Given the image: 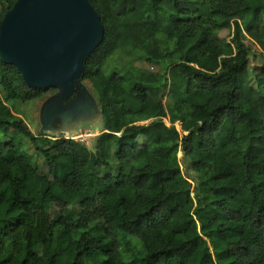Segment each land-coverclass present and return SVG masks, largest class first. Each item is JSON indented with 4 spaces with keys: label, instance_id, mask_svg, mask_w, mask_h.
Here are the masks:
<instances>
[{
    "label": "trees",
    "instance_id": "1",
    "mask_svg": "<svg viewBox=\"0 0 264 264\" xmlns=\"http://www.w3.org/2000/svg\"><path fill=\"white\" fill-rule=\"evenodd\" d=\"M88 1L104 29L83 69L101 111L93 149L33 135L10 102L55 90L0 61V132L27 138L48 173L0 138V264H264V95L243 38L264 48V0ZM117 50L158 72L105 74ZM112 148L115 172L99 173Z\"/></svg>",
    "mask_w": 264,
    "mask_h": 264
},
{
    "label": "water",
    "instance_id": "2",
    "mask_svg": "<svg viewBox=\"0 0 264 264\" xmlns=\"http://www.w3.org/2000/svg\"><path fill=\"white\" fill-rule=\"evenodd\" d=\"M103 33L88 0H16L3 14L0 61L14 65L28 86L55 90L41 104L39 133L67 134L101 119L83 69Z\"/></svg>",
    "mask_w": 264,
    "mask_h": 264
},
{
    "label": "rangeland",
    "instance_id": "3",
    "mask_svg": "<svg viewBox=\"0 0 264 264\" xmlns=\"http://www.w3.org/2000/svg\"><path fill=\"white\" fill-rule=\"evenodd\" d=\"M231 32L228 29H222L218 32V37L224 40H228ZM263 35V40H264V33ZM243 38L246 42V44L250 47V55L248 56V61H247V69H248V84L259 91L262 95H264V84L262 85H257L255 76L258 74L261 70V66L263 63V56L264 54V48L259 47V45L254 42L247 34H243ZM127 63H130L133 68L136 70H144L148 72H158V66L152 63H147L139 58L137 56L133 57H128L124 52L122 51H115L110 57L107 62V64L104 66L103 71L105 74H109L111 72V69L113 70L114 68L120 69V70H125L127 67ZM84 85L89 89V85L87 82H84ZM55 92V91H54ZM52 92H48L45 94L43 97L35 99V100H29L25 102H16V101H11L10 104L14 106V114L17 117H20L24 123L27 125V128L29 131L35 135L39 136L40 134L48 137V138H57L58 136H64V137H70L74 133H86L92 134V136H84L82 138V142L86 144L87 148L93 149V142L95 137L102 132V123L101 120L98 121H87V122H82L77 124L74 129L65 134V133H51V132H42L39 133V111L42 102L46 97L51 95ZM149 121V120H148ZM145 121V122H148ZM167 125H169L168 121L166 119L163 120ZM142 123V122H139ZM175 128L179 130V124L175 123L174 124ZM11 137H13L15 142H20L21 143V148L20 152L25 153L30 155V162L35 163L39 166V172L41 174L48 175L47 173V167L42 159L41 156L36 154L32 148L31 143L25 138L24 136L17 134V133H12V132H7L6 134H3L0 132V138L2 140H8ZM114 148V147H113ZM113 148L110 150L109 155H107V159L109 161L108 165L105 167H100L99 173H106L108 171L110 172H115L116 168V161H115V156H114V151ZM177 158L179 160L180 168L183 174L188 178V180L191 182L192 186H194L195 181V175L192 172L190 168L189 161L186 158L182 157L181 152H178ZM36 252L39 253V247L36 248Z\"/></svg>",
    "mask_w": 264,
    "mask_h": 264
},
{
    "label": "built area",
    "instance_id": "4",
    "mask_svg": "<svg viewBox=\"0 0 264 264\" xmlns=\"http://www.w3.org/2000/svg\"><path fill=\"white\" fill-rule=\"evenodd\" d=\"M84 136H92V134H88V135H86V133H84V134H82V133H74L72 136H70V137H66V138H70V139H73V140H76V141H79V142H82L83 140H82V138L84 137ZM83 143V142H82ZM85 144V143H84Z\"/></svg>",
    "mask_w": 264,
    "mask_h": 264
},
{
    "label": "flooded vegetation",
    "instance_id": "5",
    "mask_svg": "<svg viewBox=\"0 0 264 264\" xmlns=\"http://www.w3.org/2000/svg\"><path fill=\"white\" fill-rule=\"evenodd\" d=\"M55 125H58V122H56Z\"/></svg>",
    "mask_w": 264,
    "mask_h": 264
}]
</instances>
